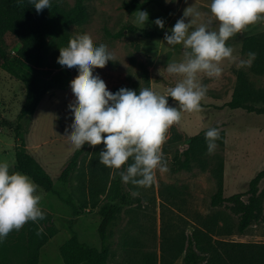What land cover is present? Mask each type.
Wrapping results in <instances>:
<instances>
[{"label": "rangeland", "instance_id": "1", "mask_svg": "<svg viewBox=\"0 0 264 264\" xmlns=\"http://www.w3.org/2000/svg\"><path fill=\"white\" fill-rule=\"evenodd\" d=\"M128 0H86L90 19L80 28L73 27L74 34H89L96 46L104 43L109 51L116 56V61H109L105 68L94 69V75H98L105 82L107 89L112 92L115 86H126L129 89L139 90L147 87L143 79L146 71L149 75V87L157 94H164L168 87H172L178 81V77L169 76L164 70L167 63L181 61L183 59L182 45L167 46L164 42L165 32H169L176 21L183 16L181 8L182 0H159L148 4L143 10L149 14L148 21L144 26L137 25L135 12L131 13L123 8V3ZM143 1V0H140ZM72 6L75 0H63ZM161 18L165 21L163 29L157 27L154 21ZM187 22V20H186ZM134 25L150 31H157L162 38L147 39L134 31L120 38L112 37V34L124 27ZM214 27L218 25L214 22ZM264 32V23L249 26L247 31L238 33L230 38L226 45L240 47L244 36ZM109 33V34H108ZM15 39L10 35L5 36V45L10 55H14L13 46ZM232 47V48H233ZM239 51V50H238ZM233 53L235 60L228 65L230 60H224L221 64L223 69L220 78H208L201 75V83L207 86L206 98L201 102L205 107L202 112L183 113L179 123L169 128L166 134L168 153L164 154L170 168L168 173H158L157 182L148 189H139L140 203L124 207L109 228L107 241L110 257L107 264H142L145 255L151 258V264L159 261L161 255V225L160 198L158 195L159 183L171 184L176 187H185L190 195L191 202L198 206L208 205L211 196L218 189V180L215 170L219 162H223V196L228 197L235 193H244L248 189V183L255 175L264 169V114L247 112L243 109H229L225 104L231 99L237 86L238 73H244L248 81L255 88L264 89V74L255 73L251 66L240 68L239 60H247L248 53ZM78 75L77 69H64L52 72L53 88L40 102L31 124L28 126L27 135L29 144L39 142L43 145L44 153L55 155L60 163H67L74 151L71 150L69 141L63 137L65 129L72 123V113L68 105L75 100L70 88V81ZM113 93V92H112ZM25 87L21 81L14 78L0 68V162L7 161L10 164V172L14 171L15 154L12 143H15L13 134L2 125V119L11 122L17 120L20 107L24 100ZM170 105L176 106L175 103ZM210 128H218L223 134V142L217 141L218 148L214 154L206 155L204 168L194 166L190 170H177L175 155L181 154L186 148L185 142L190 137L199 133H206ZM70 131V129H69ZM181 136V141L167 143L172 132ZM59 144L55 148V146ZM163 145V146H164ZM101 144L88 149L81 158L80 169L84 171V180L87 184L91 180V170L95 173V182L100 180L101 172L107 174L108 181H112L113 170L99 163V152L103 150ZM49 151V152H48ZM131 162V161H130ZM79 169V170H80ZM101 171V172H100ZM81 172L71 175L67 183L55 179V191L64 199H70L77 206H82L78 199L79 177ZM54 180V179H53ZM126 191L130 193L137 189L131 184H124ZM264 186V179L260 187ZM42 196L40 206L47 212L53 213L54 223L59 232L49 240L40 250L38 264H63L59 253L60 246L71 236V231L77 233L79 239L90 246L99 248L100 241L97 233L101 221L99 208L79 209L76 218L68 219L71 208L65 205L59 196L39 189ZM246 196L243 197V200ZM100 205L104 203L100 197ZM226 204L221 209L229 215L233 222L237 217ZM264 208V202H263ZM177 217H181L178 213ZM264 215V211H263ZM169 216H173L172 214ZM182 218V217H181ZM181 227L184 222L181 221ZM186 233L189 232L185 227ZM226 239L249 242H264V220L252 224L243 234L238 232ZM4 243L18 244L16 250L10 249L13 262L20 264L24 253L20 246L24 244V238L18 231H12ZM173 264H182V256Z\"/></svg>", "mask_w": 264, "mask_h": 264}, {"label": "trees", "instance_id": "2", "mask_svg": "<svg viewBox=\"0 0 264 264\" xmlns=\"http://www.w3.org/2000/svg\"><path fill=\"white\" fill-rule=\"evenodd\" d=\"M86 0H75L72 6L63 0H51V8L42 10L39 14L29 0H0V68L21 81L25 87V96L15 122L2 119V125L7 128L15 140V164L13 172L28 175L39 189L51 192L60 197L61 201L71 208L74 216L79 209L99 208L101 221L97 229L100 247L90 246L81 241L76 232L71 231L70 238L59 248L63 264H107L110 252L108 248L109 228L124 207L140 203L142 197H133L125 190L119 175L108 181L107 174L101 172L100 180L95 182V173L91 170V180L85 184L84 171L80 169L81 158L88 149L85 145L80 151H74L63 168L59 181L67 183L71 175L78 174V199L82 206H77L70 199H64L55 191L51 176L25 147V136L40 102L53 88L52 72L68 69L57 63L59 48L66 47L72 28L85 25L90 15L85 4ZM159 0H128L123 8L131 13L143 10L148 4ZM137 31L147 39L162 38L157 31H150L134 25L124 27L112 34L120 38L124 31ZM109 34V33H108ZM15 39L14 55H10L5 45V36ZM241 52H256L251 66L255 73L264 74V32L244 36L241 41ZM75 69V68H73ZM71 70V69H70ZM143 79L147 87L150 80L146 71ZM126 86H115L112 92H117ZM134 90V89H132ZM139 94V90H134ZM175 103L169 98V104ZM202 107H205L201 103ZM229 109H243L247 112L264 114V89L255 88L244 73L239 72L237 86L231 99L225 104ZM219 142H223L220 133ZM181 141V136L174 131L167 143ZM186 148L176 157L177 170H190L193 165L204 168L206 165L207 147L205 133L190 137L184 143ZM167 144L162 147L164 154L168 153ZM80 169V170H79ZM215 176L218 180V191L211 196L208 205L196 206L190 200L185 187H176L160 182L158 195L160 198L161 225V255L154 264H173L182 256V264H264V242L237 241L224 238L238 232L243 234L252 224L264 220L263 202L264 169L259 171L248 183L244 193L223 196V162H219ZM104 203L100 205V197ZM246 199L243 200V197ZM230 205V211L236 215L237 222L227 215L221 207ZM45 219L38 222H28L18 231L24 238L20 250L24 258L20 264H38L40 249L58 232L53 215L44 209ZM181 213V217L178 215ZM173 215L172 217L169 215ZM181 221L184 227H181ZM185 227L189 232L186 233ZM42 229L40 235L37 232ZM18 244L7 245L0 242V264H17L12 261L10 249L16 250ZM142 264H151L149 255H145Z\"/></svg>", "mask_w": 264, "mask_h": 264}, {"label": "clouds", "instance_id": "3", "mask_svg": "<svg viewBox=\"0 0 264 264\" xmlns=\"http://www.w3.org/2000/svg\"><path fill=\"white\" fill-rule=\"evenodd\" d=\"M29 3L38 14L52 6L51 0H29ZM134 14L135 24L144 26L148 21L146 11L137 10ZM214 22L217 27L213 26ZM154 23L161 29L165 26L161 18ZM257 23H264V0H211L208 12L194 5L186 7L183 16L169 30L170 34L164 35L167 46L182 45L183 49V59L169 62L164 68L169 76L179 78L164 94H157L151 87L140 88L139 94L123 87L110 92L103 79L94 75V69H103L109 61L115 62V54L104 43L96 46L87 33L71 35L68 45L59 48L57 58L61 67L75 68L78 72L70 81L75 100L68 108L73 119L63 136L71 150L103 144L99 163L113 170V176L119 175L124 184L137 189L130 190V194L139 197V189L151 188L157 182L158 173L170 171L162 151L169 128L181 121L183 113L203 111L201 102L208 88L199 77L220 78L222 62L235 60L233 48L226 42ZM256 55L249 51L248 59L239 60L237 66H250ZM169 98L176 106L169 104ZM220 138L218 128L206 131L209 155L218 148ZM38 192L39 185L28 175L18 171L10 173V164L6 160L0 162V242L28 222L46 218L39 206L42 196ZM41 232L42 229L37 235Z\"/></svg>", "mask_w": 264, "mask_h": 264}, {"label": "crops", "instance_id": "4", "mask_svg": "<svg viewBox=\"0 0 264 264\" xmlns=\"http://www.w3.org/2000/svg\"><path fill=\"white\" fill-rule=\"evenodd\" d=\"M210 3H211V0H187V2H185V0H182L181 1V8L184 11L186 7L194 5L197 9L201 10L202 12H208ZM202 19L206 20L207 17H202ZM231 47H233V46H231ZM236 51H238V54H239L240 51H241V46L237 47V48L233 47V53H235ZM233 57H234V55H233ZM233 62H234V60H230L228 65L232 64ZM25 144H26L25 147L27 149V152L29 154H31L37 161H39L40 164L43 166V168L51 176L52 180L54 179L53 183H54V186H55V182L54 181L57 178L59 179V176H60L63 168L65 167V163H60L58 157L55 156V155H48L47 153L45 154L44 152L47 151V150H44L43 145L40 144L39 142H35V143L32 142L31 144H29L28 139L25 138ZM15 146L16 145L14 143H12V147H14V149H15ZM58 146H61V145L57 144L55 146V148L58 147ZM14 154H15V151H14ZM54 189H55V187H54ZM41 209H43V207H41ZM51 214L54 215L53 213H51ZM72 215H73V213L71 211L70 216H67V218L70 219V220L73 219V218H76V216H74V215H73V218H72ZM53 220H54V216H53ZM58 232H59V229H58Z\"/></svg>", "mask_w": 264, "mask_h": 264}]
</instances>
